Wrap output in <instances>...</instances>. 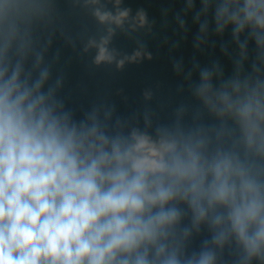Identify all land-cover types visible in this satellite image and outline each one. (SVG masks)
<instances>
[{
	"label": "clouds",
	"instance_id": "1",
	"mask_svg": "<svg viewBox=\"0 0 264 264\" xmlns=\"http://www.w3.org/2000/svg\"><path fill=\"white\" fill-rule=\"evenodd\" d=\"M202 5L214 8L217 33L231 26L236 71L199 68L193 123L182 107L153 138L109 134L96 110L76 120L55 86L44 90L51 72L30 27L32 0H0V264H219L233 242L236 264H264V0ZM207 31L205 20L197 40ZM107 43L90 41L97 63L114 60ZM202 225L210 239L186 254Z\"/></svg>",
	"mask_w": 264,
	"mask_h": 264
},
{
	"label": "trees",
	"instance_id": "2",
	"mask_svg": "<svg viewBox=\"0 0 264 264\" xmlns=\"http://www.w3.org/2000/svg\"><path fill=\"white\" fill-rule=\"evenodd\" d=\"M32 3L30 27L39 44L46 48L44 64L51 72L44 90L55 86L56 99L76 120L96 110L109 134L129 135L140 130L155 138L157 127L173 123L177 109L182 107L187 109L183 122L190 125L197 104L191 96L190 84L199 80V68L218 64L225 76L236 71L240 49L232 28L217 33L214 8L202 12V0H193L191 8L188 0H99V4H90L88 0H32ZM97 9L102 14L118 16L117 23L125 19L121 24L102 21L95 14ZM122 12L126 13L119 16ZM140 13H143L142 26L138 22ZM197 13L199 20L195 19ZM205 20L208 31L198 41L200 24ZM105 37L115 58L112 62L97 63L98 48L91 46L90 41L99 44ZM246 37L247 32L241 33L240 40ZM254 51L255 42L249 39L246 68H250ZM121 60L124 63L118 66ZM36 75L34 71L33 78ZM105 113L110 115L105 117ZM203 119L210 122L207 116ZM189 223L190 216H185L183 224ZM210 237V230L202 225L187 241L186 254L199 251L203 241ZM238 257L239 250L233 242L220 254L219 264H236ZM252 264L260 262L253 260Z\"/></svg>",
	"mask_w": 264,
	"mask_h": 264
}]
</instances>
